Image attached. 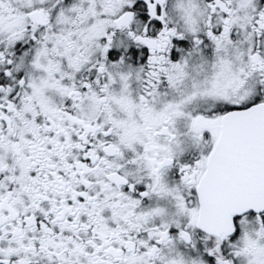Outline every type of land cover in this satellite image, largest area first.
Segmentation results:
<instances>
[{"label":"snow or ice","instance_id":"1","mask_svg":"<svg viewBox=\"0 0 264 264\" xmlns=\"http://www.w3.org/2000/svg\"><path fill=\"white\" fill-rule=\"evenodd\" d=\"M0 264H264V0H0Z\"/></svg>","mask_w":264,"mask_h":264}]
</instances>
